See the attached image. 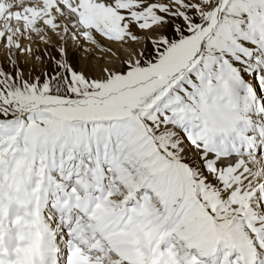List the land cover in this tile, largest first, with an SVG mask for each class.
I'll return each mask as SVG.
<instances>
[{"label":"snow or ice","instance_id":"6c2138e0","mask_svg":"<svg viewBox=\"0 0 264 264\" xmlns=\"http://www.w3.org/2000/svg\"><path fill=\"white\" fill-rule=\"evenodd\" d=\"M0 264H264V0H0Z\"/></svg>","mask_w":264,"mask_h":264}]
</instances>
